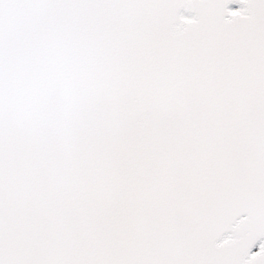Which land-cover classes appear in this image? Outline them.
I'll return each instance as SVG.
<instances>
[{
	"label": "snow or ice",
	"instance_id": "6c2138e0",
	"mask_svg": "<svg viewBox=\"0 0 264 264\" xmlns=\"http://www.w3.org/2000/svg\"><path fill=\"white\" fill-rule=\"evenodd\" d=\"M0 264H264V0H0Z\"/></svg>",
	"mask_w": 264,
	"mask_h": 264
},
{
	"label": "water",
	"instance_id": "95a60500",
	"mask_svg": "<svg viewBox=\"0 0 264 264\" xmlns=\"http://www.w3.org/2000/svg\"><path fill=\"white\" fill-rule=\"evenodd\" d=\"M233 7H235V6H233Z\"/></svg>",
	"mask_w": 264,
	"mask_h": 264
}]
</instances>
